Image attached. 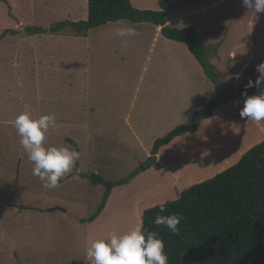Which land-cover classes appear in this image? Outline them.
<instances>
[{
  "label": "rangeland",
  "instance_id": "rangeland-1",
  "mask_svg": "<svg viewBox=\"0 0 264 264\" xmlns=\"http://www.w3.org/2000/svg\"><path fill=\"white\" fill-rule=\"evenodd\" d=\"M6 1L0 0V36L8 29L21 32L0 41V264H91L87 249L93 241L129 232L142 224L145 210L178 199L264 140V121L240 117L245 98L231 101L204 120L200 131L163 147L154 167L115 188L99 218L82 224L80 219L98 210L105 192L83 175L111 181L130 175L151 156L156 140L189 124L207 106L215 86L187 47L161 32L156 36L154 25H144L126 45L114 31L123 26L98 28L90 41L68 44L67 52L62 35L71 31L25 33L28 26L60 22L55 5L45 9V0ZM132 1L141 10L167 12L174 28H196L205 47L217 48L211 61L225 87L255 84L256 68L264 63V13L249 12L241 0ZM97 42L105 46L103 55L94 52ZM55 48L60 51L45 57L54 65L44 66L39 57L42 65L36 66L34 49ZM24 112L34 119L55 115L46 148L69 146L72 139L80 149V159L56 188H45L33 175L19 143L13 121Z\"/></svg>",
  "mask_w": 264,
  "mask_h": 264
},
{
  "label": "trees",
  "instance_id": "trees-1",
  "mask_svg": "<svg viewBox=\"0 0 264 264\" xmlns=\"http://www.w3.org/2000/svg\"><path fill=\"white\" fill-rule=\"evenodd\" d=\"M88 7L89 18L86 21H61L50 28L29 26L25 33L31 37L71 31L77 36H86L90 31L117 20L161 27V34L166 39L187 47L213 82L216 96L203 110L195 113L189 124L181 125L156 140L151 156L127 177L111 181L97 174L83 175L93 186H103L105 192L98 210L89 218L80 219L82 224H91L99 218L115 188L128 185L154 167L163 147L185 134L199 131L201 123L211 119L217 109L231 101L246 98L242 95L245 91L248 96L259 94L255 86L247 88L248 84L236 89L225 87L217 67L211 61L217 48L205 47L200 33L192 26L179 29L169 25L167 12L141 10L131 0H89ZM19 33L15 29L5 30L0 41ZM261 88L264 89V85ZM67 142L80 153L72 139H67ZM165 205L167 210L164 213H159V205L145 210L142 226L159 233V238L164 241L168 264H264V140L243 154L235 165L189 187L178 199ZM21 209L33 208L23 206ZM157 214L183 215L185 219L181 222L180 234L172 235L163 226L157 228L153 222ZM72 264L78 263L74 261Z\"/></svg>",
  "mask_w": 264,
  "mask_h": 264
},
{
  "label": "clouds",
  "instance_id": "clouds-1",
  "mask_svg": "<svg viewBox=\"0 0 264 264\" xmlns=\"http://www.w3.org/2000/svg\"><path fill=\"white\" fill-rule=\"evenodd\" d=\"M242 5L255 14L264 13V0H241ZM117 25L130 24V21L117 20ZM115 34L122 38V43L127 44L129 37L139 35L137 27H116ZM259 73L255 85L250 80L247 88L255 86L259 94L248 96L243 101L240 110L241 119L246 122L260 123L264 121V63L257 66ZM13 126L20 137L19 143L32 163V173L37 176L45 188H56L59 182L70 173L76 162L80 159V153L71 145L63 147H45L46 134L50 128H55L54 114L42 115L38 119L31 117L30 113L19 114L13 121ZM166 205H159V213L166 212ZM185 219L180 214H157L154 224L157 228L163 226L172 235H179L181 222ZM87 258L91 264H168L165 254L164 241L159 238L156 231L144 229L142 224H137L129 232L119 235L111 233L110 238L97 239L87 249Z\"/></svg>",
  "mask_w": 264,
  "mask_h": 264
},
{
  "label": "crops",
  "instance_id": "crops-1",
  "mask_svg": "<svg viewBox=\"0 0 264 264\" xmlns=\"http://www.w3.org/2000/svg\"><path fill=\"white\" fill-rule=\"evenodd\" d=\"M132 1V0H131ZM88 3H89V0H59V2L57 3V5H56V3L54 2V0H52V2H48L47 3V0H45L44 1V3H43V5L45 6V9H51V8H53L54 7V5L58 8V11H57V16H58V18L61 20V21H72V22H80V21H86L88 18H89V7H88ZM132 3H133V1H132ZM151 4H153V5H157V0H154V2H152ZM133 5L135 6V7H138V5H135L134 3H133ZM60 21V22H61ZM171 21L169 20V23H170ZM115 23H111V24H108V25H106V26H103V27H101V28H110L112 25H114ZM121 26H123V27H129V26H135V27H137V30H138V32H139V35H141L140 33H141V31L143 30V28H145V27H143L144 25H146V24H132V23H130V25H125V24H120ZM29 27V26H28ZM15 30H18V31H20L19 29H15ZM96 30V29H95ZM95 30H92V31H90L86 36H77V35H75L74 33H71V34H68V35H62V37H64L65 39V44H64V46H62L61 45V47H62V49H66L67 50V52H69V49L66 47L68 44L70 45L73 41H77L78 43V45L79 44H81L80 43V41H82V40H86L87 42L88 41H90V39H91V37H92V35L94 34V31ZM156 36H159V33L161 32V27H157V29H156ZM21 32V31H20ZM20 34V33H19ZM61 34H64V33H61ZM66 34V33H65ZM100 36H102V37H104V33H98ZM60 35V34H59ZM138 35V36H139ZM69 40H71V41H69ZM203 40V39H202ZM98 41H99V39H98ZM100 43V42H99ZM98 42H97V48H96V50H94V52H96L98 55H103V52H105V46H104V44H99ZM60 47V48H61ZM71 47V46H70ZM60 48H55V49H52V50H49V49H44V50H42V51H36V49H34V61H38V62H35V64H36V66H41L42 64H38L39 62H40V60H42V59H40L39 57H43L44 59H43V63H44V66H45V64L46 63H48V64H53L52 63V60H47L45 57H47L48 55H53V54H55L56 52H57V50H59L60 51ZM30 56H32L31 54H30ZM39 59V60H38ZM33 59H31V61H32ZM98 62H100V60L98 61ZM33 64V63H32ZM54 65V64H53ZM229 104V103H228ZM219 112H220V108L219 109H217L216 110V112H215V114H219ZM215 116V115H214ZM77 119H84V118H77ZM213 119V118H212ZM126 120H127V118H126ZM206 121H209V120H206ZM206 121H204V122H206ZM202 125H203V122H202V124H201V127H200V129L202 128ZM200 129H199V131H200ZM176 140V139H175ZM174 140V141H175ZM257 144V143H256ZM253 146H251V147H247V150H243L242 151V154L240 155V157L243 155V154H245L250 148H252ZM161 150H163V148L161 149ZM160 150V152H162ZM222 150L220 149L219 150V152H221ZM159 152V155L157 156V158L159 157V159H161V153ZM233 155V154H232ZM231 155V156H232ZM240 160V158H239V155H238V157H237V159L235 160V164L237 163V161H239ZM158 160V159H157ZM227 168V167H226ZM226 168H223L222 170H220V171H224Z\"/></svg>",
  "mask_w": 264,
  "mask_h": 264
},
{
  "label": "water",
  "instance_id": "water-1",
  "mask_svg": "<svg viewBox=\"0 0 264 264\" xmlns=\"http://www.w3.org/2000/svg\"><path fill=\"white\" fill-rule=\"evenodd\" d=\"M54 210H56V209H54ZM54 210H53V211H54ZM65 212H66V211H65Z\"/></svg>",
  "mask_w": 264,
  "mask_h": 264
}]
</instances>
